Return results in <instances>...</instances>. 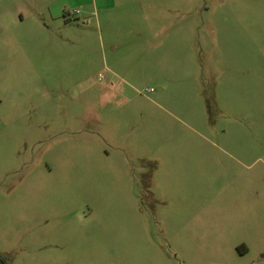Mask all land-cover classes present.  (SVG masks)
<instances>
[{
    "label": "rangeland",
    "instance_id": "374dc122",
    "mask_svg": "<svg viewBox=\"0 0 264 264\" xmlns=\"http://www.w3.org/2000/svg\"><path fill=\"white\" fill-rule=\"evenodd\" d=\"M190 56L194 92L167 78L153 106L158 60ZM245 231L260 250L243 257ZM262 254L264 0H0V264Z\"/></svg>",
    "mask_w": 264,
    "mask_h": 264
},
{
    "label": "crops",
    "instance_id": "0c3cea01",
    "mask_svg": "<svg viewBox=\"0 0 264 264\" xmlns=\"http://www.w3.org/2000/svg\"><path fill=\"white\" fill-rule=\"evenodd\" d=\"M134 15V14H132ZM143 16L147 15L146 13L142 14ZM135 16V15H134ZM166 25H162V28H164ZM161 28V29H162ZM178 34H180V30L178 32ZM167 61L166 59H164L163 57L160 58L157 62V64L159 65V73L156 76V85L158 87V94L157 97H155L154 99H152L150 102L152 103L153 106H155L156 108L165 111L164 109V103L168 100L164 97H162L160 95V91H164V92H168L170 90H172L174 87L175 89L184 91V90H188L191 89L194 92V88L195 86H197V67L196 65L193 63L191 56L189 57V60L186 61H182V60H177L176 59H171V64L168 67V64H166ZM184 65L186 66V68L184 67ZM181 66V70L180 67ZM186 69L185 72V80H183V77L181 76V72L182 70ZM112 75L116 74L115 70H112ZM175 81L173 84V88L170 86V84L166 83L167 78H171ZM177 77V78H175ZM174 89V90H175ZM100 94H101V106L98 109V111H96L97 116H104L106 119L117 116L116 113L118 110H120L121 107H116L115 104V99L118 96V90L116 89V86L113 82L108 81L106 83L103 84V86H101L99 88ZM136 115L137 117H141L143 118L144 116H146V110L143 109L142 107H138L136 110ZM171 114V113H170ZM172 115V114H171ZM174 118H176L174 115H172ZM177 119V118H176ZM157 141V140H154ZM170 155L165 159V165H162L163 162H155L153 163V167L154 168H158L160 169V171H167L166 168V162H170L173 161L174 159H176V157H174L173 155H176L177 153H169ZM161 156L165 157L167 154L166 153H160ZM152 166V165H151ZM161 167V168H159ZM165 167V168H164ZM251 222H247V221H235V220H229L228 218H226V232H228V230L231 228V226H233L234 224H237L241 227V229H246ZM246 235H244L243 237L239 238L238 242L236 245H234V249L238 251V253L243 256L246 257L248 255H250L252 253L253 250H260L257 246L256 248V244L255 241L256 239L253 238V236L249 237L247 231H245ZM264 255L262 254L260 256V259H262ZM252 264H256L255 262Z\"/></svg>",
    "mask_w": 264,
    "mask_h": 264
},
{
    "label": "trees",
    "instance_id": "16d2710c",
    "mask_svg": "<svg viewBox=\"0 0 264 264\" xmlns=\"http://www.w3.org/2000/svg\"><path fill=\"white\" fill-rule=\"evenodd\" d=\"M0 261H3V258H2V256H0Z\"/></svg>",
    "mask_w": 264,
    "mask_h": 264
}]
</instances>
